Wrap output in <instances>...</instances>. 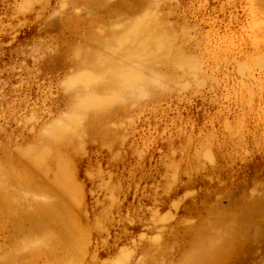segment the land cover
Instances as JSON below:
<instances>
[{
    "label": "rangeland",
    "instance_id": "374dc122",
    "mask_svg": "<svg viewBox=\"0 0 264 264\" xmlns=\"http://www.w3.org/2000/svg\"><path fill=\"white\" fill-rule=\"evenodd\" d=\"M42 203L32 264H264V0H0V264Z\"/></svg>",
    "mask_w": 264,
    "mask_h": 264
},
{
    "label": "bare ground",
    "instance_id": "6f19581e",
    "mask_svg": "<svg viewBox=\"0 0 264 264\" xmlns=\"http://www.w3.org/2000/svg\"><path fill=\"white\" fill-rule=\"evenodd\" d=\"M146 20V19H145ZM144 20V23H146V21ZM143 22V21H142ZM141 24H143V23H141ZM144 25V24H143ZM138 26H139V24H138ZM141 26V25H140ZM128 29V28H127ZM133 30H134V28H133ZM132 30V32H135V31H133ZM151 30V32H153V34L155 33L154 31H155V26L153 25V27L150 29ZM127 34V33H126ZM122 39V38H121ZM118 40V39H117ZM142 41H140L139 43H138V48H146L147 46H149L151 43L148 41V34H145L144 35V37H143V39H141ZM115 41V40H114ZM119 41H121V40H119ZM113 45H116V44H113ZM133 50H135V48L133 49ZM93 54V53H92ZM93 56H95V55H93ZM97 57V56H96ZM132 70V69H131ZM129 71V70H128ZM125 72V71H124ZM134 71L132 70V73H133ZM123 73V72H122ZM135 74V73H134ZM131 77V76H130ZM136 77V76H135ZM130 79V78H129ZM132 79V78H131ZM133 80V79H132ZM72 81V80H71ZM126 81V80H125ZM110 82V81H109ZM112 82L113 81H111L110 82V84H112ZM113 85V84H112ZM113 86H115V85H113ZM24 195V194H23ZM3 197V196H2ZM63 202V201H62ZM60 204H61V202H60ZM59 204V206H61L60 208H61V210H63V209H65L66 208V205L65 204H61L60 205ZM42 205V207L40 208V209H43L42 211V215H34V214H32V215H30V222H31V220H32V224H33V226H34V224H35V226H34V231H32V230H30L29 231V233L27 234V238H28V240L25 242V243H23V244H18L17 246H18V249H16L15 251H13L12 253H11V256L6 260L5 258V260L6 261H3L5 264H32L31 263V261L30 260H26V259H24L23 258V251H22V248L24 247H29V244H30V246H31V243L33 242H30V243H28L29 242V240H36V239H34V238H37V237H40V239L42 238L43 239V237H47V229H46V224H47V222L51 219V217H53L55 214L53 213V212H51V210L50 209H52V208H54L55 206H57V205H55V204H47V203H42L41 204ZM33 213H34V211H33ZM41 217H42V224L41 225H39V223H40V219H41ZM59 224V223H58ZM53 227H54V225H53ZM32 229H33V227H31ZM45 233V234H44ZM55 233V232H54ZM72 236H73V234H72ZM51 237H53V236H51ZM21 238V237H20ZM72 239H73V237H72ZM55 240V239H54ZM53 241V240H52ZM48 242V241H47ZM75 242V241H74ZM44 243H46L45 242V240H44ZM49 243V242H48ZM47 244V243H46ZM46 244H44V245H46ZM33 245V244H32ZM34 245H35V243H34ZM49 246H50V244H49ZM54 246V245H53ZM15 248H16V246H14ZM33 247V246H32ZM31 247V248H32ZM35 247V246H34ZM51 248V247H50ZM53 248H55V246L53 247ZM73 249V248H72ZM50 250V249H49ZM38 251V250H37ZM54 251H56V250H54ZM53 251V252H54ZM29 252H31V251H29ZM49 253V252H48ZM37 255V254H36ZM54 258V257H53ZM57 260V259H56Z\"/></svg>",
    "mask_w": 264,
    "mask_h": 264
}]
</instances>
